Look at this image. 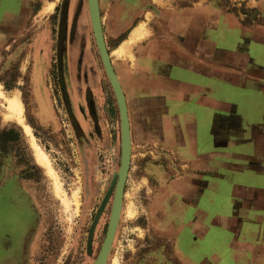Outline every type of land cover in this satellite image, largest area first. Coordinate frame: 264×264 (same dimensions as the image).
Here are the masks:
<instances>
[{"label":"rangeland","instance_id":"374dc122","mask_svg":"<svg viewBox=\"0 0 264 264\" xmlns=\"http://www.w3.org/2000/svg\"><path fill=\"white\" fill-rule=\"evenodd\" d=\"M48 1L0 0V9L7 14L5 24L11 27L4 33L0 30V84L4 92L0 96V264H95L112 193L101 205L114 172L118 175L120 124L119 116L111 113L117 104L94 41L87 0H50L55 1L54 10L41 16ZM65 1V35L59 51V41L55 40L60 12L55 15L54 11H61ZM221 1L229 4L231 0ZM233 1L235 13L247 20L258 19L257 9L245 6L243 0ZM254 4L248 0L249 6ZM74 17L76 24L72 26ZM33 82L43 92L49 118L38 114ZM17 90L25 106L20 118L7 101ZM23 119L59 175L68 203L57 194L47 165L38 161ZM147 155L154 163L162 161V156ZM138 160L131 150L109 264L115 260L117 264H167L161 256L162 246L164 254L180 264L174 243L178 232L162 229L173 223L187 224L190 217L170 212L172 201L162 198V182L148 175ZM257 186L259 194H252L249 200L247 228L251 237L256 234L257 212L264 216V184ZM130 203L136 209L132 217L128 216ZM257 206L259 209H254ZM223 234L228 236L224 243L228 245L232 234ZM192 235L181 232L179 245L183 250V238ZM251 254L258 256V248ZM208 257L200 254L199 263L209 262Z\"/></svg>","mask_w":264,"mask_h":264},{"label":"crops","instance_id":"0c3cea01","mask_svg":"<svg viewBox=\"0 0 264 264\" xmlns=\"http://www.w3.org/2000/svg\"><path fill=\"white\" fill-rule=\"evenodd\" d=\"M243 1L260 12L258 19L235 13L233 0H98L132 150L148 175L162 182L170 212L190 217L162 229L178 232L180 264H200V254L211 258L202 264H264L261 212L256 234L247 228L249 200L264 184V0L253 6ZM0 14L4 33L11 27L3 8ZM141 21L150 33L132 47L133 59L114 57ZM34 87L40 113L45 97ZM150 153L162 161L154 163ZM182 231L193 234L183 238L184 250ZM223 233L232 234L228 245ZM254 248L258 256L250 257Z\"/></svg>","mask_w":264,"mask_h":264},{"label":"water","instance_id":"95a60500","mask_svg":"<svg viewBox=\"0 0 264 264\" xmlns=\"http://www.w3.org/2000/svg\"><path fill=\"white\" fill-rule=\"evenodd\" d=\"M87 5L89 10L93 37L95 40V44L98 50V54L103 69L105 71V74L108 78V81L114 93V97L118 109V115H119V124H120V161L117 172L118 175H115L116 172H114L101 205L103 206V204L107 201L115 185V191L113 193V201H112L107 230L102 242L100 252L95 262V264H105L121 210V201L124 193V185L127 179L129 166H130L132 141H131V131H130L127 104L122 87L114 71L107 46L105 44L101 20H100L99 8H98V0H87Z\"/></svg>","mask_w":264,"mask_h":264},{"label":"bare ground","instance_id":"6f19581e","mask_svg":"<svg viewBox=\"0 0 264 264\" xmlns=\"http://www.w3.org/2000/svg\"><path fill=\"white\" fill-rule=\"evenodd\" d=\"M156 2L160 3L161 5H166L164 0H156ZM55 5V1H48L47 3L44 4V8L42 9L41 16H44L48 13H50ZM147 18L150 19V13L147 14ZM146 21H141L137 27H135L129 37L126 41H124L115 51H113V56L119 57V58H124V59H133L132 55V47L138 42L143 39L150 33V30L146 27L145 24ZM110 58L112 60L111 54L109 53ZM4 95L2 85L0 84V96ZM6 96V94H5ZM8 104H9V109L13 112V114L22 117L23 113L25 112V106L24 103L21 99V91L17 90L15 94L11 97L7 98ZM24 120V119H23ZM25 127L27 128V131L31 134L32 137V144L36 149V156L38 161H40L43 165H47L48 167V172L49 175L52 177L56 192L57 194L62 197L64 203H68V198L65 196L62 187H61V180L59 175L57 174L56 170L49 165V157L47 153L35 142V137L31 133V126L28 122L24 120ZM131 150H132V145H131ZM63 193V194H62ZM78 193L75 195L76 201H78ZM123 198H124V193L122 196V201H121V209H122V203H123ZM79 205V204H78ZM77 212V211H76ZM121 213V210H120ZM136 213V209L134 207L133 203H130L129 206V211H128V216L132 217ZM119 221V220H118ZM118 226V225H117ZM111 249V248H110ZM117 264L116 260L115 263Z\"/></svg>","mask_w":264,"mask_h":264},{"label":"flooded vegetation","instance_id":"af4514ba","mask_svg":"<svg viewBox=\"0 0 264 264\" xmlns=\"http://www.w3.org/2000/svg\"><path fill=\"white\" fill-rule=\"evenodd\" d=\"M168 2V0H165V3H167ZM67 1H65V3L63 4V9L60 11V10H55L54 11V13H55V15L58 13V11L60 12L59 14H58V26H59V31H58V34H57V39L55 40V42L58 40L59 41V43L57 44V46H58V50L59 51H61V40L64 38V35H65V21H66V13H67V11H66V5H67ZM88 8V7H87ZM72 21H73V19L71 20V24H72ZM93 34V33H92ZM57 41V42H58ZM95 41V40H94ZM41 50V49H40ZM76 122V121H75ZM76 125V124H75ZM119 161H120V156H119V158H118V168H119ZM130 167V166H129ZM118 168H117V170H118ZM128 176V175H127ZM126 181H127V179H126ZM126 183V182H125ZM124 188H125V185H124ZM114 188L112 189V201H113V193H114ZM124 196H125V193H124ZM112 201H111V206H112ZM110 211H111V209H110ZM109 216H110V214H109ZM120 216V215H119ZM119 220V219H118ZM109 221V220H108ZM117 225H118V222H117ZM107 226H108V223H107ZM107 226H106V230H107ZM117 227L118 226H116V229H115V233H114V236H113V240H112V242H111V246H110V248H109V251H108V254H107V258H106V261H105V264H109V262H110V257H111V255H112V252H113V246H114V242H115V237H116V233H117ZM106 230H105V233H106ZM105 233H104V237H105ZM104 237H103V239H104ZM102 242H103V240H102ZM102 242H101V246H102ZM101 246H99V249H98V252H96V254L98 253L99 254V252H100V249H101ZM88 247H89V250H90V248H92V240L91 241H89L88 242ZM152 252H154V251H152ZM164 250H163V246H162V249H161V256H163L164 258H166L165 260H166V263L168 264L169 262V264H175V262L172 260V259H170V257L168 256H166L165 254H164Z\"/></svg>","mask_w":264,"mask_h":264},{"label":"trees","instance_id":"16d2710c","mask_svg":"<svg viewBox=\"0 0 264 264\" xmlns=\"http://www.w3.org/2000/svg\"><path fill=\"white\" fill-rule=\"evenodd\" d=\"M34 84H36V83L33 82V86H34ZM34 89H35V87H34ZM42 106H44V107H42V108L40 109V113H39V111H38V114L41 115V116H45V117H47V118L51 117V115L48 114V106H47L46 102H45V104L42 105ZM45 109H46V110H45Z\"/></svg>","mask_w":264,"mask_h":264}]
</instances>
